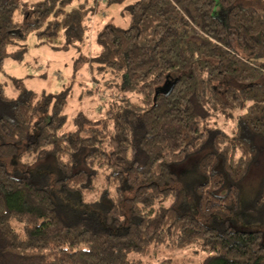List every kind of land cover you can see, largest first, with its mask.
Listing matches in <instances>:
<instances>
[{
    "label": "trees",
    "instance_id": "obj_1",
    "mask_svg": "<svg viewBox=\"0 0 264 264\" xmlns=\"http://www.w3.org/2000/svg\"><path fill=\"white\" fill-rule=\"evenodd\" d=\"M74 1L0 0V72L32 31L42 43L86 44L95 5ZM241 1L133 0L130 25L96 37L92 61L120 90L96 117L80 111L69 123V85L37 92L12 77L20 92L9 96L0 81V157L52 154L67 190L102 176L110 190L97 209H79L0 162V264H149L134 254L162 246L193 249L200 264H264L263 233L229 219L264 223V178L244 196L264 152V10ZM194 155L205 176L198 212L211 225L179 206L171 165Z\"/></svg>",
    "mask_w": 264,
    "mask_h": 264
},
{
    "label": "rangeland",
    "instance_id": "obj_2",
    "mask_svg": "<svg viewBox=\"0 0 264 264\" xmlns=\"http://www.w3.org/2000/svg\"><path fill=\"white\" fill-rule=\"evenodd\" d=\"M89 1L90 5H95V12L90 16L91 33L86 40L87 43L78 49L76 47L67 49L64 48V39L54 43H42L36 31H32L25 41V51L20 52V47H16L15 54L5 61V70L0 72V81L5 84L7 95L17 96L20 92L12 77L22 79L28 89L37 92H57L69 85L72 88L66 109L69 123L80 111L91 117L98 116L105 109L106 103L110 99L120 95V90L114 85L110 75L101 73L97 63L92 61V58L96 56L97 51L96 37L105 25L109 23L123 27L130 25L132 15L128 7L133 3V0L110 6L103 0ZM84 2L85 0H75L73 4L78 6ZM240 4L242 6H256L260 10H264V2L261 0L241 1ZM16 18L19 21L24 20L20 11L17 12ZM132 98L135 99L136 97L132 96ZM224 123L228 125V123ZM200 159L201 155H194L185 162L171 165L172 170L180 178L176 184L180 190L179 206L198 213L199 216L197 185L205 179L199 170ZM0 162L7 165L15 173L31 174L36 183L50 186L55 198L59 201L69 203L79 209H97L98 206L96 207V205L102 200V196L110 191L105 188L104 176L96 181L91 190H67L60 181L62 174L56 165L55 156L52 154L38 160L24 157L22 161L0 157ZM263 178L264 152L260 162L254 165L244 181V196H250ZM229 219L238 229L259 230L264 235V223L257 220L251 213L238 214ZM203 220L208 225L212 224L209 219ZM134 255H138L145 263L149 264H162L166 260L178 264H200L204 257L203 254L194 253L193 249L182 250L166 246L158 249L153 248L144 256Z\"/></svg>",
    "mask_w": 264,
    "mask_h": 264
}]
</instances>
